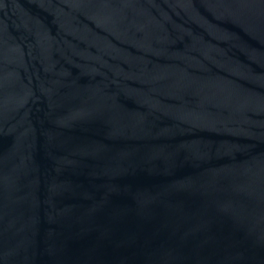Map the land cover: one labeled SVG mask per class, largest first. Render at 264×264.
<instances>
[{"label":"water","instance_id":"water-1","mask_svg":"<svg viewBox=\"0 0 264 264\" xmlns=\"http://www.w3.org/2000/svg\"><path fill=\"white\" fill-rule=\"evenodd\" d=\"M0 264H264V0H0Z\"/></svg>","mask_w":264,"mask_h":264}]
</instances>
